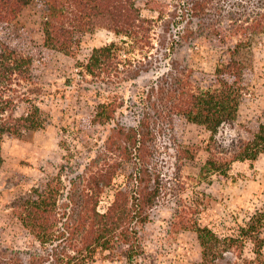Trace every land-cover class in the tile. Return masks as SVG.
Masks as SVG:
<instances>
[{"label": "trees", "instance_id": "16d2710c", "mask_svg": "<svg viewBox=\"0 0 264 264\" xmlns=\"http://www.w3.org/2000/svg\"><path fill=\"white\" fill-rule=\"evenodd\" d=\"M34 2L45 8L44 45L67 54H73L80 36L89 32L96 21L105 22L119 40L93 47L78 74L114 87L134 80L156 60L153 30L156 19H161L166 9L160 0H146V7L158 13L153 18L142 16L138 0H0V145L4 134L35 131L46 122L26 88L33 83L31 57L2 39L3 33L18 23L23 8ZM178 3L198 19L211 14L210 10H264V0ZM260 17L264 22V12ZM261 27L259 22L250 32L244 28L207 32L186 28L178 39L205 32L222 46L233 40L236 46L248 45V34L261 31ZM176 41L173 38L169 49ZM174 69L175 73L167 72L146 86L135 87L131 111L137 113L138 122L132 126L117 120L124 96L116 88L96 92L102 98L95 102L91 121L114 125L102 140L104 150L88 152L75 168L62 162L54 176L24 189L12 201V212L30 239L23 246L0 245V264H96L97 260L119 258L125 264L138 263L143 252L140 230L151 220V209L166 195L160 172L152 161L155 146L150 144L154 137L150 111L164 123L177 116L202 125L209 132L206 149L211 153V142L222 124L234 121L242 96L241 64L231 57L226 59V55L219 58L212 75L214 82L205 89L195 85L192 78L189 80L186 70ZM20 102L29 107L16 116L13 111ZM260 152H264V124L235 156L255 159ZM1 163L0 151V166ZM206 163L216 167L213 159ZM193 230L200 246L199 264H215L233 245L243 246L245 241L252 245L251 262L264 264V212L250 217L237 237L222 240L206 226H194Z\"/></svg>", "mask_w": 264, "mask_h": 264}, {"label": "rangeland", "instance_id": "374dc122", "mask_svg": "<svg viewBox=\"0 0 264 264\" xmlns=\"http://www.w3.org/2000/svg\"><path fill=\"white\" fill-rule=\"evenodd\" d=\"M145 1L137 3L142 16L157 18L158 13L147 8ZM160 1L166 9L162 18L156 19L153 30L156 60L134 80L118 87L78 74L93 47L119 40L104 21H96L89 32L80 36L73 54L44 45L45 8L37 2L24 7L18 23L3 33V41L31 57L33 83L26 88L32 92L30 95L46 122L35 131L6 133L2 137L0 245L18 247L30 239L11 207L24 189L43 184L58 172L62 162L75 168L88 152L104 150L102 140L114 125L91 121L95 102L102 98L96 92L116 88L124 96L117 120L132 126L138 122L137 113L131 111L135 87L146 86L167 72L175 73L174 68L186 70L187 78L202 89L211 87L215 66L225 55L241 64L243 89L236 117L220 126L211 142V153L206 149L209 132L202 125L177 116L164 123L157 121L150 111V129L154 134L150 144L155 146L152 161L160 172L166 195L151 209V220L140 230L143 252L137 264H199L201 253L194 226H206L224 240L237 237L250 217L264 212V152L255 159L235 156L258 126L264 124V22L260 17L264 10H210L211 14L198 19L190 10L180 8L179 0ZM259 22L262 29L248 34V45L236 46L233 40L222 46L214 36L205 34L215 28H244L250 32ZM186 28L205 32L179 40L178 34ZM173 38L178 42H173V49H169ZM28 107L20 102L13 114L17 116ZM209 159L215 161L216 167L206 163ZM124 166L128 168V164ZM251 246L249 241L243 246L233 245L215 264H254ZM96 264L125 261L97 260Z\"/></svg>", "mask_w": 264, "mask_h": 264}]
</instances>
